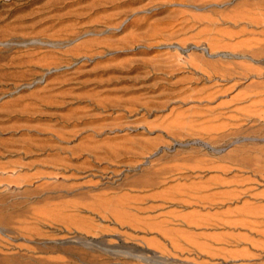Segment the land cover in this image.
<instances>
[{
	"label": "rangeland",
	"instance_id": "obj_1",
	"mask_svg": "<svg viewBox=\"0 0 264 264\" xmlns=\"http://www.w3.org/2000/svg\"><path fill=\"white\" fill-rule=\"evenodd\" d=\"M259 3L0 0V264H264Z\"/></svg>",
	"mask_w": 264,
	"mask_h": 264
},
{
	"label": "bare ground",
	"instance_id": "obj_2",
	"mask_svg": "<svg viewBox=\"0 0 264 264\" xmlns=\"http://www.w3.org/2000/svg\"><path fill=\"white\" fill-rule=\"evenodd\" d=\"M255 6H257L258 8H260L261 6L264 8V5L263 4H261V3H259V4H257V5H255ZM259 12V11H258ZM218 168H220V167H218ZM257 168V167H256ZM260 173V172H259Z\"/></svg>",
	"mask_w": 264,
	"mask_h": 264
}]
</instances>
